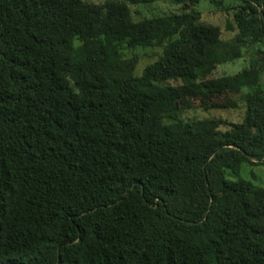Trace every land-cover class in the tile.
<instances>
[{
  "label": "trees",
  "instance_id": "trees-1",
  "mask_svg": "<svg viewBox=\"0 0 264 264\" xmlns=\"http://www.w3.org/2000/svg\"><path fill=\"white\" fill-rule=\"evenodd\" d=\"M170 1L0 0V264H264V0H209L228 39ZM184 95L243 114L158 107Z\"/></svg>",
  "mask_w": 264,
  "mask_h": 264
},
{
  "label": "rangeland",
  "instance_id": "rangeland-1",
  "mask_svg": "<svg viewBox=\"0 0 264 264\" xmlns=\"http://www.w3.org/2000/svg\"><path fill=\"white\" fill-rule=\"evenodd\" d=\"M99 1V0H92ZM121 15L124 20H136L141 17L152 16L155 14H162L171 11H177L181 8V4H177L170 0H154L151 2H138L132 3L129 0H121ZM196 8L200 10V17L203 21L218 24L221 28L222 37L225 39L232 34L225 26V19L227 14L212 4L209 0H199ZM242 55L234 58L231 61L217 62L213 68L208 72L207 76H216L223 73H233L240 69L248 62L250 48L242 47ZM138 55L136 64V71L139 73L141 69L150 61H152L157 53L160 51L159 46L152 47H137L133 49ZM126 55H130L131 51L127 48L124 49ZM260 80L264 82V70L260 73ZM170 83H178L180 80L169 79ZM216 96L212 99L215 100ZM172 105L176 107L180 114L185 118L193 117H212L218 116L226 120H239L243 114V103L239 101L237 107H217V106H199L198 96L185 95L176 99L175 102L165 103L162 102L158 105L159 108ZM225 128L226 125H221ZM246 170L241 171V175L252 178L257 184L264 185V169L262 165L247 164Z\"/></svg>",
  "mask_w": 264,
  "mask_h": 264
}]
</instances>
